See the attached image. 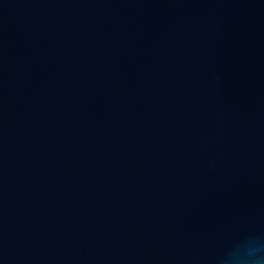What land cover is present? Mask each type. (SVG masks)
<instances>
[{
	"label": "water",
	"instance_id": "1",
	"mask_svg": "<svg viewBox=\"0 0 264 264\" xmlns=\"http://www.w3.org/2000/svg\"><path fill=\"white\" fill-rule=\"evenodd\" d=\"M264 237V0H0V264H219Z\"/></svg>",
	"mask_w": 264,
	"mask_h": 264
},
{
	"label": "clouds",
	"instance_id": "2",
	"mask_svg": "<svg viewBox=\"0 0 264 264\" xmlns=\"http://www.w3.org/2000/svg\"><path fill=\"white\" fill-rule=\"evenodd\" d=\"M219 264H264V237H246L219 257Z\"/></svg>",
	"mask_w": 264,
	"mask_h": 264
}]
</instances>
